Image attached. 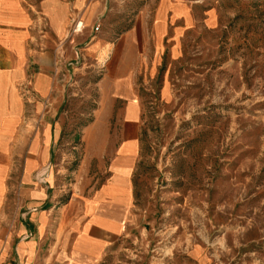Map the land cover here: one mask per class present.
<instances>
[{"label":"crops","instance_id":"obj_1","mask_svg":"<svg viewBox=\"0 0 264 264\" xmlns=\"http://www.w3.org/2000/svg\"><path fill=\"white\" fill-rule=\"evenodd\" d=\"M153 2L0 0V264H105L136 229L147 108L138 78L152 79L165 38L177 51L197 20L184 0ZM121 9L123 28L110 18ZM60 40L65 60L78 48L98 69L84 99L75 72L54 80ZM78 101L86 118L74 131Z\"/></svg>","mask_w":264,"mask_h":264},{"label":"rangeland","instance_id":"obj_2","mask_svg":"<svg viewBox=\"0 0 264 264\" xmlns=\"http://www.w3.org/2000/svg\"><path fill=\"white\" fill-rule=\"evenodd\" d=\"M184 2L194 27L177 51L165 38L153 78H138L147 106L134 173L139 220L105 264H264V0ZM128 12L113 14L114 26L126 27ZM80 62L73 88L84 99L98 69ZM84 109L73 105L74 131Z\"/></svg>","mask_w":264,"mask_h":264},{"label":"built area","instance_id":"obj_3","mask_svg":"<svg viewBox=\"0 0 264 264\" xmlns=\"http://www.w3.org/2000/svg\"><path fill=\"white\" fill-rule=\"evenodd\" d=\"M80 22L81 21H77L75 23L72 32H80L82 30V26H80L81 25ZM98 28L99 25L97 24L93 29L94 31H97ZM64 44H65V40H60L57 44V47L60 48L61 53L54 61V71H53L54 80H57L60 76H62L64 71H66L68 75L72 77V73L76 71L75 69H78L82 64V62L80 61L83 59V57L80 49L78 48H76L74 51V58L67 60L64 59V53H63ZM70 82L71 79L68 81V84H70ZM45 172L46 171H43L42 174L39 175L40 178H42Z\"/></svg>","mask_w":264,"mask_h":264},{"label":"bare ground","instance_id":"obj_4","mask_svg":"<svg viewBox=\"0 0 264 264\" xmlns=\"http://www.w3.org/2000/svg\"><path fill=\"white\" fill-rule=\"evenodd\" d=\"M80 24H81L80 26H82L83 25V22H80Z\"/></svg>","mask_w":264,"mask_h":264}]
</instances>
